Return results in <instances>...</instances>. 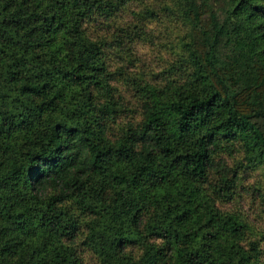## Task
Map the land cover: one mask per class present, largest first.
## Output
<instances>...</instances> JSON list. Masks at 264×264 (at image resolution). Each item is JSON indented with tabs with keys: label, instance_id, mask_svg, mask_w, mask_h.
I'll return each instance as SVG.
<instances>
[{
	"label": "trees",
	"instance_id": "obj_1",
	"mask_svg": "<svg viewBox=\"0 0 264 264\" xmlns=\"http://www.w3.org/2000/svg\"><path fill=\"white\" fill-rule=\"evenodd\" d=\"M153 2L0 0V264H264V0Z\"/></svg>",
	"mask_w": 264,
	"mask_h": 264
},
{
	"label": "rangeland",
	"instance_id": "obj_2",
	"mask_svg": "<svg viewBox=\"0 0 264 264\" xmlns=\"http://www.w3.org/2000/svg\"><path fill=\"white\" fill-rule=\"evenodd\" d=\"M153 6L156 9L163 10L165 7L172 5V0H153ZM168 25V24H167ZM177 26V25H176ZM175 24L168 26L167 31H173V34L177 27ZM167 37H169L167 35ZM154 43H136L130 49L123 50L121 57H114L111 60L113 69L119 67L121 70V76L118 81V85L123 90V94L129 95V90L132 94V80L142 78L144 80H156L160 79L163 75L162 71H168L172 67V63L177 58L174 51L171 49L173 43H158L156 48H153ZM168 69V70H167ZM174 73L172 71L171 75ZM168 74V73H167ZM170 75V74H169ZM239 154L235 153L234 156L228 157L229 162L235 161L239 158ZM247 179L244 180V184L256 183L261 179V175L258 172H252L247 175ZM243 201L240 205L243 208L248 204L245 202L246 198H242ZM80 253L83 258L84 264H97L95 255L90 249L80 246Z\"/></svg>",
	"mask_w": 264,
	"mask_h": 264
}]
</instances>
